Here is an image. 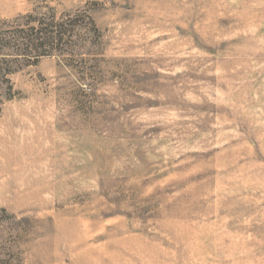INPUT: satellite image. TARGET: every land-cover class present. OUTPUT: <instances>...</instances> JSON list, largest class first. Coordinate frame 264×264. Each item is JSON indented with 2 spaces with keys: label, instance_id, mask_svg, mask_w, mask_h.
<instances>
[{
  "label": "rangeland",
  "instance_id": "rangeland-1",
  "mask_svg": "<svg viewBox=\"0 0 264 264\" xmlns=\"http://www.w3.org/2000/svg\"><path fill=\"white\" fill-rule=\"evenodd\" d=\"M0 41V264H264V0H0Z\"/></svg>",
  "mask_w": 264,
  "mask_h": 264
},
{
  "label": "trees",
  "instance_id": "trees-1",
  "mask_svg": "<svg viewBox=\"0 0 264 264\" xmlns=\"http://www.w3.org/2000/svg\"><path fill=\"white\" fill-rule=\"evenodd\" d=\"M0 44H2V43H1V41H0ZM2 46H3V45H2ZM0 48H3V47H0ZM28 48H30V45H29V47H28ZM1 50H2V49H0V51H1Z\"/></svg>",
  "mask_w": 264,
  "mask_h": 264
}]
</instances>
